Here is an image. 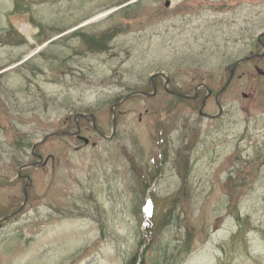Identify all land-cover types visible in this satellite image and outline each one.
Here are the masks:
<instances>
[{
	"label": "rangeland",
	"instance_id": "1",
	"mask_svg": "<svg viewBox=\"0 0 264 264\" xmlns=\"http://www.w3.org/2000/svg\"><path fill=\"white\" fill-rule=\"evenodd\" d=\"M167 1L0 0V264H264V0Z\"/></svg>",
	"mask_w": 264,
	"mask_h": 264
},
{
	"label": "water",
	"instance_id": "2",
	"mask_svg": "<svg viewBox=\"0 0 264 264\" xmlns=\"http://www.w3.org/2000/svg\"><path fill=\"white\" fill-rule=\"evenodd\" d=\"M169 4H170V1L168 0L167 3H166V5H169ZM262 37H264V32H261V33L259 34V36H258L259 41L261 40ZM254 56H255V57H263V56H264V51L261 52V53L255 54ZM251 57H253V56H249V57H246V58H241V59H239V60H237L236 62L233 63V65H232L231 68H230V76H229L228 80L226 81V83L223 85V87H222V88L217 92V94H216V98H217V100H218L219 96L225 91V89H226V88L229 86V84L231 83V80L233 79V76H234V73H235V71H236V69H237V66H238L243 60L249 59V58H251ZM159 75H161V76L167 78V76H166L164 73H162V72H158V73H154V74H152L151 77H150V79L153 80L155 77H157V76H159ZM167 79H168V78H167ZM166 83H167V82H166ZM153 88H154V89H153V92H152V93H143V94H144V95H147V96L155 95V94H156V90H157L156 85H153ZM166 88H167V84H166ZM167 91H168L169 93H171V94H174V95H177V96H180V97H183V98L191 97V96H189V95L181 94V93H179V92H176V91H174V90H170V89H168V88H167ZM211 92H212V90L209 89V90H208V94H207V95L205 96V98L203 99V102H202V105H201V107H200L199 112H200V114L203 115V116H207V117L215 118V117L220 116L221 113H222V106H221L220 104H219V112H218L217 114H215V115H209V114H207V113H205V112L203 111V108H204V105H205L206 99H207V97L211 94ZM196 95H197V93H195L194 97H195ZM243 95L246 96L245 93H244ZM120 103H121V102H120ZM120 103H116V104H114V105L111 107V109H110L111 114H114V108L117 107ZM79 117H85V118H88V119L92 122L93 126L97 129V125H96V117H95L94 114H89V115H87V114H85V113H78V114L75 115L76 130H74V131L53 132V133H50V134L46 135L42 140H40V141H38V142H36V143L33 144V147H32V153H33L34 156H36V157L38 158V161L35 162V163H33V164H24V165H22V166L19 168V170H18V175H19V176H21V177H26V178L28 179V182L26 183V185H25V189H24V194H25V195L27 194V189H28V188L31 186V184H32V180H31V178H30L29 176L21 175V174H20V171H21L23 168H26V167H29V166H38L39 164L42 163V161H43V156L40 155V154H37V153H36V148H37L40 144H42L43 142H45V141H46L47 139H49L50 137H54V136H57V135H76V136H78L80 139H82V140L84 141V144H85V145L90 143V139H89L88 137H85V136L80 135V125H79V121H78V120H79ZM113 128H114V129H113V133H112L111 136H109V138L113 137L114 132H115V129H116V119H115V117H114V126H113ZM105 137H107V136H105ZM92 145L95 146L96 143H92ZM25 199H26V197H25ZM21 209H22V206H21L18 210H16L15 212H13L12 214L6 216L5 218H9V217H11V216H13V215H16L19 211H21Z\"/></svg>",
	"mask_w": 264,
	"mask_h": 264
},
{
	"label": "flooded vegetation",
	"instance_id": "3",
	"mask_svg": "<svg viewBox=\"0 0 264 264\" xmlns=\"http://www.w3.org/2000/svg\"><path fill=\"white\" fill-rule=\"evenodd\" d=\"M262 39L263 38H261V40L259 41V39H257V42H258V44L259 45H261L262 46V48L264 49V43H263V41H262ZM255 55V53L254 52H251L250 53V55H248V56H246V57H249V56H253V57H251V58H249V59H246V60H243L240 64H242V63H244V62H247V61H250V60H252V59H254V58H257V59H260V58H263V57H255L254 56ZM240 64L237 66V68L240 66ZM258 71H260L262 74L264 73L262 70H260V69H257ZM236 71H237V69H236ZM236 71H235V73H234V76H235V74H236ZM234 76H233V79H234ZM157 77H162V78H164L163 76H161V75H159V76H157ZM232 79V80H233ZM232 80H231V82H232ZM167 82V83H166ZM166 84H167V88L169 89V87H168V84H169V79H165V90L167 91V88H166ZM231 84V83H230ZM229 84V85H230ZM170 90H172V89H170ZM226 90V89H225ZM175 91V90H174ZM143 93H145V92H142V91H135V92H132V93H129V94H127L125 97H124V99H123V101L124 100H126V99H128V98H130L131 96H133V95H137V94H141V95H144ZM171 94V93H170ZM211 94H212V92H211ZM210 94V95H211ZM217 94V93H216ZM173 95V94H172ZM209 95V96H210ZM147 96V95H146ZM176 96V95H175ZM180 97V96H179ZM215 98H216V96H215ZM219 98H220V96H219ZM219 98H218V100H217V98H216V102H217V105H218V107H219ZM122 101V102H123ZM221 105V104H220ZM219 117V116H218ZM80 120H85V121H89V119L88 118H85V117H79V125H80ZM90 122V121H89ZM117 125V124H116ZM92 127H93V129L94 130H96V132L98 133V134H100L101 136H103V137H105L106 135H104L100 130H99V128H98V126H97V129L92 125ZM80 134H81V126H80ZM82 135V134H81ZM79 140H82V139H80L78 136H76Z\"/></svg>",
	"mask_w": 264,
	"mask_h": 264
},
{
	"label": "bare ground",
	"instance_id": "4",
	"mask_svg": "<svg viewBox=\"0 0 264 264\" xmlns=\"http://www.w3.org/2000/svg\"><path fill=\"white\" fill-rule=\"evenodd\" d=\"M102 16H104V14H99V15H97L95 18H100V17H102ZM94 18H91V19H89L88 21H90V20H93ZM24 31H26V29H23Z\"/></svg>",
	"mask_w": 264,
	"mask_h": 264
},
{
	"label": "trees",
	"instance_id": "5",
	"mask_svg": "<svg viewBox=\"0 0 264 264\" xmlns=\"http://www.w3.org/2000/svg\"><path fill=\"white\" fill-rule=\"evenodd\" d=\"M133 260V259H132ZM135 261V260H134ZM133 264H135V263H133Z\"/></svg>",
	"mask_w": 264,
	"mask_h": 264
}]
</instances>
